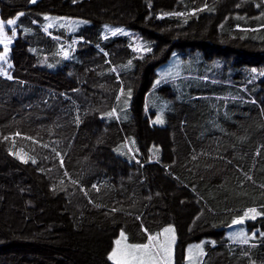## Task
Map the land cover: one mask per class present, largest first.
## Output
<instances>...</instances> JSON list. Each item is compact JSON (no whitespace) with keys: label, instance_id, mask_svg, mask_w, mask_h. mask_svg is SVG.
<instances>
[{"label":"trees","instance_id":"16d2710c","mask_svg":"<svg viewBox=\"0 0 264 264\" xmlns=\"http://www.w3.org/2000/svg\"><path fill=\"white\" fill-rule=\"evenodd\" d=\"M69 4L0 0V264H113L141 225L176 264H264V0Z\"/></svg>","mask_w":264,"mask_h":264},{"label":"rangeland","instance_id":"374dc122","mask_svg":"<svg viewBox=\"0 0 264 264\" xmlns=\"http://www.w3.org/2000/svg\"><path fill=\"white\" fill-rule=\"evenodd\" d=\"M37 0H33V3ZM89 0H70V6L82 5V3L88 2ZM153 2L154 8H156L161 16L173 13L174 5L176 0H146ZM95 3V1H93ZM250 11V10H249ZM15 21V19L9 20ZM9 21L2 22L0 20V76L4 78L10 77V72L13 67L12 62V47L16 38V31L13 29V23ZM160 69L158 70V72ZM175 70L173 66H166L165 70L162 71V76L165 78L168 76L176 75L173 73ZM160 73V72H159ZM158 73V74H159ZM170 228L173 231L164 232V229ZM140 230L145 235V240L142 242H129L125 235L118 236L114 239L113 250L110 256L115 253V256L110 259L113 264H176V233L174 227L171 225H164L158 233L156 230H149L143 225L140 226ZM175 237L173 242L172 237ZM149 236H154L156 239L149 240ZM120 241L119 244L116 242ZM142 245L148 244V249L134 250L128 247L129 245ZM190 250L192 253L190 254ZM194 249H187V264H195L194 257L197 254Z\"/></svg>","mask_w":264,"mask_h":264},{"label":"crops","instance_id":"0c3cea01","mask_svg":"<svg viewBox=\"0 0 264 264\" xmlns=\"http://www.w3.org/2000/svg\"><path fill=\"white\" fill-rule=\"evenodd\" d=\"M242 222H243L242 220H235L232 224L233 232L231 234H228V231L225 233L230 243L233 244L244 243L245 241H248L251 238L253 232H250L248 235H245V231L241 230L240 227L242 225ZM210 242L212 243L213 247L215 246L217 247L219 245L218 242H214L213 240H210ZM199 244H200L199 241L193 242L192 244L193 248L199 247Z\"/></svg>","mask_w":264,"mask_h":264},{"label":"snow or ice","instance_id":"6c2138e0","mask_svg":"<svg viewBox=\"0 0 264 264\" xmlns=\"http://www.w3.org/2000/svg\"><path fill=\"white\" fill-rule=\"evenodd\" d=\"M9 23H14V21H9ZM33 162H35V161H33ZM249 212L255 213V209H250ZM246 215H247V213H246ZM170 231H173V230L170 228L164 229V232H170ZM154 239H156V237L149 236V240H154ZM172 240L174 242V240H175L174 235L172 237ZM116 243L119 244L120 241H117ZM128 247H130L131 249H134V250H141V249H148L149 245L148 244H142V245L134 244V245H129ZM114 256H115V253H113V255L109 257V259H112ZM125 264H128V262L125 261ZM141 264H143V261H141Z\"/></svg>","mask_w":264,"mask_h":264}]
</instances>
